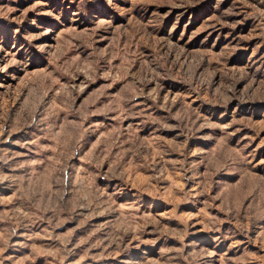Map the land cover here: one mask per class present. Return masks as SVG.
Wrapping results in <instances>:
<instances>
[{"label":"rangeland","instance_id":"374dc122","mask_svg":"<svg viewBox=\"0 0 264 264\" xmlns=\"http://www.w3.org/2000/svg\"><path fill=\"white\" fill-rule=\"evenodd\" d=\"M0 264H264V0H0Z\"/></svg>","mask_w":264,"mask_h":264}]
</instances>
